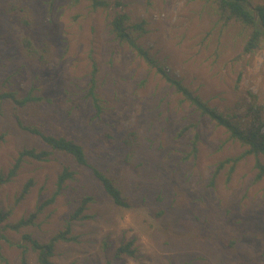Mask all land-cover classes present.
<instances>
[{
    "label": "rangeland",
    "instance_id": "obj_1",
    "mask_svg": "<svg viewBox=\"0 0 264 264\" xmlns=\"http://www.w3.org/2000/svg\"><path fill=\"white\" fill-rule=\"evenodd\" d=\"M123 1L133 21L147 20L148 32L140 41L170 75L182 78L220 110L244 115L252 95L264 105V44L243 55L238 31L223 33L204 0ZM17 3L30 4V25L25 24L26 12L14 7ZM22 36L48 47L45 64L26 53ZM95 62L105 106L100 118L86 98ZM7 77L9 87L21 94L35 85L52 98L50 104L23 109L26 123L77 139L90 161L120 184L129 204L116 205L91 169L65 154L25 162L16 179L0 189V204L7 208L22 185L35 179L10 221L51 195L65 164L77 171L37 225L27 228L36 237L50 238L81 197L94 198L86 210L90 217L73 223L79 241L58 242L56 261L264 264V178L255 180L256 157L242 160L229 180L223 170L211 186L217 163L244 147L227 141L223 127L182 103L173 85L128 45L114 41L106 12L93 10L88 0H0V81ZM13 110V104L0 103V133L6 134L0 142V172L8 170L24 147H43L18 127ZM131 132L134 142L127 144L124 138ZM197 133L198 154L189 157ZM9 234L21 238V233ZM130 240L136 256L116 257L118 246ZM0 244L10 264H18L19 249L3 239ZM30 264H38L33 253Z\"/></svg>",
    "mask_w": 264,
    "mask_h": 264
},
{
    "label": "trees",
    "instance_id": "obj_2",
    "mask_svg": "<svg viewBox=\"0 0 264 264\" xmlns=\"http://www.w3.org/2000/svg\"><path fill=\"white\" fill-rule=\"evenodd\" d=\"M78 1V0H77ZM93 10H103L107 13V26L109 34L114 41L128 45L136 54L141 57L151 69H155L166 81L173 85L180 94V101L188 102L200 113L208 117L216 125L221 126L227 133V141H235L241 144L244 149L234 156L220 160L210 179V185L214 186L219 174L226 170L227 179H231L239 163L246 157H256L255 167L257 173L255 180L264 178V105L257 103L256 96L252 95L251 101L244 108V115L236 112L220 110L204 99L195 89L186 84L182 78L172 76L166 71L165 66L143 45L140 38L148 32L147 20L133 21L130 14L125 11L127 4L123 0H88ZM205 9L215 17V24L224 33L229 30L238 31L241 38L242 54L255 51L264 44V0H204ZM19 11L26 12L25 24L30 25L33 20V12L30 4L20 6L14 5ZM33 15V16H32ZM22 19V16H21ZM26 53L42 64L47 62L48 47L40 45L27 36H22ZM37 43V44H36ZM97 63H94L93 77L89 83L86 98L95 109V118H100L105 111L103 99L98 91L96 79ZM11 77V76H10ZM10 77L0 81V103H11L14 105L13 118L19 128L37 137L43 147H24L14 157L7 171L0 172V189L7 183L12 182L19 175L20 170L28 160L49 161L55 154H65L75 164L91 169L95 178L100 182L107 195L118 206H128L127 197L120 184L108 173L93 164L88 158L85 147L74 137L53 134L46 131L41 125L28 124L24 120L21 111L28 106L52 103V98L39 91L35 85H31L25 94H21L16 88H10ZM192 125H196L193 123ZM191 126V125H190ZM189 125L185 126L180 134L185 132ZM134 133H129L124 142L133 143L131 138ZM6 134L0 133V142L5 140ZM199 134H195L192 147L188 156L196 157L198 154ZM77 171L70 165H64L57 174L55 189L43 201H40L34 210L29 214L21 216L15 221L9 218L14 208L21 203L30 193L35 184L33 177L29 178L15 194L14 202L7 208L0 204V240H4L19 249V263L30 264V254L33 253L38 264H62L54 259L58 242H77L79 236L73 232V223L79 219L89 218L86 213L89 204L93 202L92 196L85 195L79 199L78 206L70 213L63 228L55 232L47 240H42L27 230L37 225L40 214L49 206L54 204L58 197L67 187V183L76 178ZM21 233V238L14 239L9 232ZM236 240L232 241V245ZM134 240L121 243L116 249L115 256L135 257L136 248L133 247ZM0 261L10 264L9 258L2 252L0 244ZM110 264V263H108Z\"/></svg>",
    "mask_w": 264,
    "mask_h": 264
}]
</instances>
